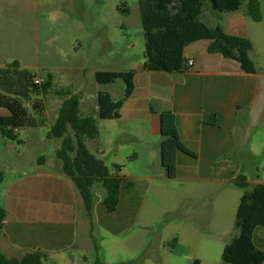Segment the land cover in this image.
Returning <instances> with one entry per match:
<instances>
[{
    "label": "rangeland",
    "instance_id": "rangeland-1",
    "mask_svg": "<svg viewBox=\"0 0 264 264\" xmlns=\"http://www.w3.org/2000/svg\"><path fill=\"white\" fill-rule=\"evenodd\" d=\"M36 1L39 34H0V68L18 60L22 69L40 80L51 75L52 87L39 97L44 104L41 116L31 105L36 97L26 100L36 126L19 128L16 140L5 138L0 130V170L9 181L16 173L32 171L42 158L57 159L61 138L49 132L65 96L56 90L70 88L81 96V113L94 115L98 121L99 135L87 139L89 149L94 153L95 149H105L100 153L102 158L112 171L116 165L121 166L120 173L134 182L140 201L126 230L113 233L96 224L98 253L94 244L82 242L79 247L52 253L43 264H95L97 256L107 264H194L196 259L199 264H231L222 259V252L237 231L235 217L244 189L231 183L204 184L194 192L204 199L181 208L184 185L162 166L160 138L151 134L148 124L98 115V91L110 92L117 99L123 96L125 82L117 79L99 84L95 72L127 70L145 61L139 0H76L69 9L59 7L60 0ZM260 3L264 17V0ZM246 7L244 0L238 12H220L206 2L201 18H214L225 25ZM7 10L16 16L23 11L18 6ZM248 20L254 35L259 34L258 23ZM260 73L264 75V69ZM7 112L0 109V114ZM133 130L142 135L143 141L129 137ZM249 141L253 154L245 161V168L226 169L232 175L245 169L249 179L264 181V128L253 124ZM135 152L140 155L137 160L133 158Z\"/></svg>",
    "mask_w": 264,
    "mask_h": 264
},
{
    "label": "crops",
    "instance_id": "crops-1",
    "mask_svg": "<svg viewBox=\"0 0 264 264\" xmlns=\"http://www.w3.org/2000/svg\"><path fill=\"white\" fill-rule=\"evenodd\" d=\"M37 2L0 0V34H39L41 20ZM58 3L59 7L69 9L76 0ZM11 6L22 8L21 16L8 11ZM250 18L258 23L259 34L254 35ZM204 21L220 25L228 33L250 38L253 47L249 54L256 72L246 73L237 60L210 52V40L200 39L186 46L185 56L193 63L184 71H149L144 63L131 67L135 70V89L118 118L148 124L151 134L160 138L162 166L165 167L163 113L171 111L174 114L184 145V149L175 148L171 154L174 178L184 185L185 201L181 208L204 199V195L194 193L201 185L234 184L233 179L239 173L232 175L226 168H245V161L253 154L249 145L251 126L259 124L264 128V75L260 73L264 69V17L256 21L245 9L225 25L210 17ZM131 134L124 132L125 137L143 141L139 132L133 130ZM95 153L103 157L105 149H95ZM139 156L135 152L134 160ZM244 170L240 174L247 177L248 188L264 182L249 179ZM135 197H138L135 190L124 197L128 219ZM0 205L7 212L0 248L9 257H20L39 249L45 252L46 258L56 251L79 247L82 242L91 246L96 224L101 225L99 200L94 208L92 227L83 197L74 181L62 170L58 157L52 161L42 158L32 171L16 173L9 181L4 177L0 182ZM120 222L116 225H121ZM253 238L256 245L264 249V230L256 228Z\"/></svg>",
    "mask_w": 264,
    "mask_h": 264
},
{
    "label": "trees",
    "instance_id": "trees-1",
    "mask_svg": "<svg viewBox=\"0 0 264 264\" xmlns=\"http://www.w3.org/2000/svg\"><path fill=\"white\" fill-rule=\"evenodd\" d=\"M247 14L254 20L262 18L260 0H246ZM220 12H231L241 8L244 0H139L141 21L145 38L144 68L149 71H184L188 69L185 48L190 43L208 39L210 52H218L240 63L246 73H255L256 66L250 57L253 42L250 38L226 32L220 25H210L201 16L204 5ZM135 70H97L95 79L99 84L114 83L117 79L125 82L123 96L114 99L107 91H98V115L101 118L114 119L121 116L125 101L135 89ZM0 108L8 114H0L2 135L11 140L17 139V130L25 126H36L37 120L31 114L26 100L35 96L32 108L42 115L43 101L52 87V76L40 80L35 74L20 67L14 60L0 68ZM58 94L64 95L58 115L51 126L50 136L61 138L56 155L62 163V170L75 183L81 193L90 222L94 224V208L99 200L101 206L99 223L113 232L124 231L133 221L140 205L135 197L130 218L126 214L125 195L135 190L134 182L120 173L121 166L112 171L105 159L91 151L87 139L99 135L98 121L94 115L81 113V96L70 88H59ZM162 143L164 164L169 174L175 176V166L171 159L175 148L184 149L180 141L175 117L171 111L163 113ZM70 128L72 132H70ZM0 170V182L4 179ZM233 183L244 189L238 204L235 226L237 232L225 244L222 259L231 264H264V249L254 242L256 228L264 227V182L249 187L244 174H237ZM6 209L0 205V236L4 230ZM117 221H121L119 226ZM123 221V222H122ZM93 242L98 253L100 245L94 234ZM176 238L172 242L175 244ZM46 254L42 250H32L23 256H7L0 248V264H43ZM95 264H107L97 256ZM194 264H199L196 259Z\"/></svg>",
    "mask_w": 264,
    "mask_h": 264
},
{
    "label": "built area",
    "instance_id": "built-area-1",
    "mask_svg": "<svg viewBox=\"0 0 264 264\" xmlns=\"http://www.w3.org/2000/svg\"><path fill=\"white\" fill-rule=\"evenodd\" d=\"M193 63V60H189L188 64L191 65Z\"/></svg>",
    "mask_w": 264,
    "mask_h": 264
}]
</instances>
